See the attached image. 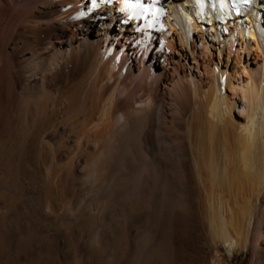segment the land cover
I'll return each mask as SVG.
<instances>
[{
    "label": "bare ground",
    "instance_id": "bare-ground-1",
    "mask_svg": "<svg viewBox=\"0 0 264 264\" xmlns=\"http://www.w3.org/2000/svg\"><path fill=\"white\" fill-rule=\"evenodd\" d=\"M253 1L185 24L189 0H166L149 35L97 0H0L1 164L29 151L46 180L71 171L76 195L117 173L144 200H194L214 241L264 264V0Z\"/></svg>",
    "mask_w": 264,
    "mask_h": 264
},
{
    "label": "rangeland",
    "instance_id": "rangeland-1",
    "mask_svg": "<svg viewBox=\"0 0 264 264\" xmlns=\"http://www.w3.org/2000/svg\"><path fill=\"white\" fill-rule=\"evenodd\" d=\"M29 153L0 162V264H251V249L229 254L212 239L196 201L144 200L135 184H118L117 173L76 195L71 171L61 165L46 180Z\"/></svg>",
    "mask_w": 264,
    "mask_h": 264
},
{
    "label": "snow or ice",
    "instance_id": "snow-or-ice-1",
    "mask_svg": "<svg viewBox=\"0 0 264 264\" xmlns=\"http://www.w3.org/2000/svg\"><path fill=\"white\" fill-rule=\"evenodd\" d=\"M245 2H247V0H245Z\"/></svg>",
    "mask_w": 264,
    "mask_h": 264
}]
</instances>
